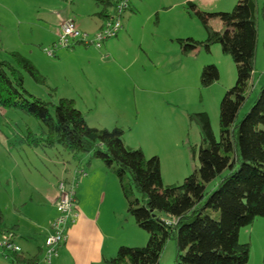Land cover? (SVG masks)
Returning a JSON list of instances; mask_svg holds the SVG:
<instances>
[{"label": "rangeland", "instance_id": "obj_1", "mask_svg": "<svg viewBox=\"0 0 264 264\" xmlns=\"http://www.w3.org/2000/svg\"><path fill=\"white\" fill-rule=\"evenodd\" d=\"M187 1L189 0H129V11L123 13L122 21L120 19L125 27L122 34H127V37L122 45L115 48L118 54L126 56L117 59L118 65L115 66L104 64L111 59L100 57L94 52L96 48L81 43L59 48L54 56L45 53L52 46L55 34L59 32V21L70 18L80 31L93 35L99 30L102 13L105 17L111 15V4L115 0H0V60L11 62L14 61V54H18L30 62L43 81L41 84L37 83L25 74L24 87L35 97L55 104L60 98H73L76 107L82 110L88 126L108 130L114 127L124 128V139L130 146L128 148L133 150L141 146L146 158L157 155L163 186H178L198 167L197 150L201 140L198 126L190 116L197 113L208 114L218 141L220 104L237 79L233 60L230 55L222 52L220 44H212L208 49L199 46L200 52L196 56L192 54V60L175 58L172 54L178 49L176 38H191L197 42L207 39L200 20L192 11L189 12ZM190 2L198 11L214 14L232 12L237 0ZM127 15H132V18L126 26ZM255 20L256 48L251 86L239 110L238 121L252 107L264 85V0H255ZM207 24L214 31L222 26L215 17L208 18ZM95 29L97 30L94 31ZM122 34L108 39L106 43L121 39ZM123 44L128 48V53ZM145 50L156 55L155 59L148 61L143 55ZM206 66L216 67L219 73V79L209 86L201 83V73ZM146 91L158 104L153 118L158 125L153 126L154 121L149 120L148 123L153 126L151 129H147L142 121L145 117L143 111L147 108L138 103L140 99H147ZM99 92L102 97L98 96ZM105 93L111 94V97L103 104L101 102ZM166 103L169 104L168 108L165 107ZM92 104L98 107L88 113L87 107ZM41 129L42 125L33 117L5 110L0 106V189H11L5 179L16 168L15 165L20 168H37L47 177L46 170L34 155H43L40 148L31 150L17 141L28 132L35 133ZM158 134L162 135L165 143L158 142ZM45 151L53 161L45 162L48 169L54 176L62 179L60 163L61 158L65 159L67 154L58 145ZM80 159L86 167L87 156ZM69 161L76 164L75 160ZM217 183L218 178L207 184L205 192H212ZM119 197L126 204L121 192ZM94 201L97 202V199L94 198ZM96 210L101 212L102 219L117 220L120 223L117 225L116 236L122 242L112 258L120 247L146 245L149 238L147 232L136 226L127 213L128 222H125L123 215L113 213L108 205V198L104 204L100 202L96 208L94 206L92 211ZM26 214L32 215L28 210ZM238 240L241 244L249 245L246 264H264V218H257L251 225L242 228ZM18 242L23 248L28 241L22 238ZM175 256L176 245L171 239L165 243L160 263L174 264ZM0 264L13 263L0 255ZM38 264H44L40 258Z\"/></svg>", "mask_w": 264, "mask_h": 264}, {"label": "trees", "instance_id": "obj_2", "mask_svg": "<svg viewBox=\"0 0 264 264\" xmlns=\"http://www.w3.org/2000/svg\"><path fill=\"white\" fill-rule=\"evenodd\" d=\"M114 6L115 2L111 4L113 9ZM187 8L200 20L207 39H177L182 54L188 55L199 46L208 49L220 44L222 52L233 60L237 79L220 104L218 141L208 114L190 116L198 126L201 140L198 167L178 186H163L159 158H146L141 149L126 147L122 129L90 127L73 100L60 98L55 104L29 93L24 87L25 74L37 83L43 82L29 61L18 54H14V61L0 60L1 108L22 112L42 125L38 132L24 136L26 144L43 148L58 145L77 161L76 168L81 167L83 156H87V164L92 160L103 163L118 181L127 214L149 236L145 246L120 247L115 257L102 264H161L160 254L171 239L176 245L174 264H246L249 245L239 243V232L255 219L264 218V85L249 111L237 120L253 74L255 0H237L230 13L206 14L191 3ZM210 17L219 19L221 30L208 26ZM218 79L216 67L203 68V86ZM81 172L86 176L84 168H80L72 181L60 182L76 183L75 191L79 179L85 177ZM217 178L216 188L207 194L206 185ZM75 202L78 218L76 198ZM55 217L46 238L52 232ZM2 225L0 213V236H14ZM17 253L0 250V255L13 264H38L39 253L29 259Z\"/></svg>", "mask_w": 264, "mask_h": 264}, {"label": "crops", "instance_id": "obj_3", "mask_svg": "<svg viewBox=\"0 0 264 264\" xmlns=\"http://www.w3.org/2000/svg\"><path fill=\"white\" fill-rule=\"evenodd\" d=\"M188 3H191L190 0L186 2V5ZM129 8L130 7H128L127 12L129 11ZM103 16L104 14L102 13L100 16L101 20L99 21L98 19L100 22L98 28L102 25ZM131 18L132 15H127L126 26L129 24ZM67 20L71 19L67 18ZM59 22H62V20ZM221 29L222 26L219 30ZM96 30L97 29L94 31ZM124 30L125 27L122 25V29L118 34H122ZM58 33L59 32L55 34L54 41L57 39ZM126 37L127 34H122L121 39H119L121 41L117 39V41L110 42L109 44L104 42L101 49L94 52L104 59H111L110 62H104V64H113L117 66V59H122L126 55L118 54L115 48L117 45H122ZM176 39H182V37ZM123 46L126 53H128V48L124 44ZM199 52L198 48L188 55H183L178 46L177 51L172 54L175 58L180 57L192 60V58H194L192 54L196 56V53L198 54ZM139 54L140 51L139 53H136L137 56H139ZM143 55L148 61H152L156 57V55L149 54L147 50L143 52ZM142 92L145 91L142 89ZM98 96L102 97V94L99 92ZM109 97H111V94L105 93L101 103H106V100H108ZM146 98L147 99L143 98L138 100V103H141L143 107L147 108L143 111L145 117L142 121L146 124L147 129H151L153 126L158 125L153 119L158 104L154 101L153 96L148 94ZM68 99L73 100L75 103L73 98ZM168 105L169 104L166 103L165 107L168 108ZM97 107L96 104L89 105L87 107L88 113H92ZM76 108L83 113L79 107ZM149 120L154 121L153 126L152 123H148ZM141 122L139 124H141ZM122 130L123 142L126 147H130L124 139V136L126 135L125 129L123 128ZM128 132H131V128L128 129ZM159 136L160 139L158 142L162 141V143H165L166 141L163 140L162 135L160 134ZM17 141L22 146H28L25 137H21ZM152 143L157 145L156 142ZM28 147L31 150H38L40 148L43 152L41 157L36 155V153H34V155L37 157L40 165L46 170L47 177H45L37 168H29L27 166L20 168L15 165L16 168H13L12 172H10L9 176L5 179L7 186L11 189L9 191L0 189V213L2 214V226L4 229L12 230L14 243L16 242V245L20 248V251L17 254L29 259L37 256V253H39L38 260L40 258V261L45 264L43 259L44 240L49 232V224L56 215L55 201L58 195V182L62 180L68 182L72 181L77 177V171L80 168H84L86 176L79 179L78 186L74 191L77 201L78 218L76 219V222L67 229L66 242L58 249V256L51 260V264H102L104 260L112 258V255H114L116 249L122 242V239L116 236V231L118 229L117 225L120 223L117 220L112 219L110 221L104 220L101 218L100 211L92 210L94 209V206L96 208L100 202L101 204H104L105 200L108 198V205L111 210L113 209V213L123 215L125 222H128L129 217L126 214L127 206L125 201H122L119 197L121 191H119V184L115 176L109 173L103 163L98 160H92L86 165V167L81 164V167L76 168L77 165H73L69 161V159L72 161L74 160L67 154L65 159L61 158L60 174H63V176L61 175L63 178L59 179L51 173L45 163H53L51 157L48 155L49 153L45 151L47 148L40 146ZM54 147L55 146L49 149H53ZM137 148L142 149L141 146H138ZM80 162L83 163L84 161ZM48 175H51V177ZM94 198L97 199V202L94 201ZM26 210L30 211L32 215L30 214V216H28ZM22 238H26L28 241L23 245V248L18 242V240Z\"/></svg>", "mask_w": 264, "mask_h": 264}, {"label": "built area", "instance_id": "obj_4", "mask_svg": "<svg viewBox=\"0 0 264 264\" xmlns=\"http://www.w3.org/2000/svg\"><path fill=\"white\" fill-rule=\"evenodd\" d=\"M129 0H116L114 9L110 16L103 19L102 25L93 35L80 31L72 20L61 22L56 41L45 50L48 56H54L59 48H68L75 43L85 46H93L101 49L104 42L115 38L122 29L120 19L128 9ZM92 35V36H90ZM81 176L85 173L81 172ZM76 183L58 184V196L55 202L57 216L51 223V234L44 242V262L51 264V260L58 256V249L66 242V229L77 219L74 188ZM0 250L7 252H19L20 248L14 243V237L10 234H3L0 237Z\"/></svg>", "mask_w": 264, "mask_h": 264}]
</instances>
